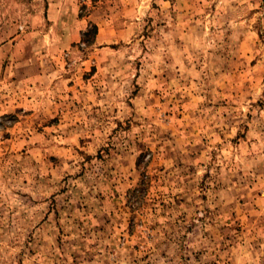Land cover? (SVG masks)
<instances>
[{"label": "rangeland", "instance_id": "obj_1", "mask_svg": "<svg viewBox=\"0 0 264 264\" xmlns=\"http://www.w3.org/2000/svg\"><path fill=\"white\" fill-rule=\"evenodd\" d=\"M0 264H264V0H0Z\"/></svg>", "mask_w": 264, "mask_h": 264}]
</instances>
